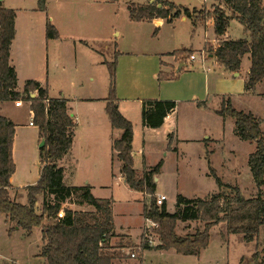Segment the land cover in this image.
Masks as SVG:
<instances>
[{"label":"rangeland","instance_id":"rangeland-1","mask_svg":"<svg viewBox=\"0 0 264 264\" xmlns=\"http://www.w3.org/2000/svg\"><path fill=\"white\" fill-rule=\"evenodd\" d=\"M89 1L45 0L46 10L42 11L38 9V0H4L3 5L7 9L18 13L19 34L10 48L11 65L24 74L35 77L41 75L45 81L51 79L48 88L50 96L62 98L64 94L69 100L71 111L79 119H85L90 111L95 114L104 112L101 107L105 101L102 98L108 97L110 86L107 63L115 62L117 105L121 102V110L126 107L134 129V167L137 171L142 169L141 149L150 166H156L160 159L163 160L157 174L156 193L167 196V212H176L174 200L178 195L187 199H207L218 193L209 167L222 183L237 187L246 199L259 194L264 197V185L255 187L248 166V155L254 152L255 145L235 136L236 127L232 119L222 118L216 112L223 101L229 100L236 110L252 114L264 132V82L257 85L252 93L244 95L243 81L247 77L250 59L247 56L242 59L240 75L237 77L218 66L213 59L207 58L202 67L203 33L200 29L193 31L190 22L174 19L172 23L157 27L152 21H131L128 7L145 6L149 0H92L91 5ZM163 1L190 9L209 8L211 5L210 0ZM261 3L264 7V0ZM206 7L196 10L193 17L200 21L204 12L212 11V7L211 10ZM47 23L55 27L60 40L59 37L46 39ZM208 31V35L213 36V32L210 29ZM227 35L237 41L247 38L241 24L234 20L229 24ZM81 41L88 42V45ZM216 46L206 43L205 54H211ZM190 54L197 59L190 60ZM173 58L177 59L175 69L178 64L185 65L174 75L171 74L172 68L168 70L166 68L169 67L160 64L161 60L170 65L174 62ZM55 63H58V67H55ZM21 75L18 89L22 88L26 80V75ZM88 98L102 101L95 100L89 105ZM155 98L172 99L176 104L174 118L177 131L174 143L168 147L166 140L156 134L144 136V128L141 127L139 101ZM24 99H18L22 106L17 108L13 100L0 102V116L13 123L18 143H21L19 138L22 135L38 136L36 126L32 128L27 125L31 104ZM40 141L39 137L34 145L37 147L34 156L31 150H26L22 161L16 163L18 169L13 176L14 187L8 192L10 199L18 203L27 202V190L26 187L19 190L15 187L21 182L31 186L36 184L35 178L40 168ZM171 146L176 149L172 150ZM105 176L100 175L99 179H105ZM96 194L93 196L98 199L106 197L113 200L112 214L117 230L129 227L132 235L137 233L142 223L141 203L148 202L149 197L143 194L142 197L124 186H112L103 191L97 188ZM37 198L38 213L44 204H51L54 199L47 193L37 195ZM80 201V193L75 192L62 204L61 210H69L72 206L79 207V210L87 207L86 204H76ZM44 223L48 224L49 221ZM203 226L204 223L199 220H178L174 229L179 237L192 238L197 231L204 230ZM13 227V223H5V217L0 215V264H46L45 258L40 256V229H33L31 234L21 229L9 232ZM146 233L144 229L139 246L126 238H112L109 252L117 255L113 264H140L141 258L142 264H258L253 256L256 254L258 260L264 257V225L257 236L246 241L242 234L229 232L227 224L218 223L210 229L208 247L199 256L193 257L178 254L174 250L159 249L160 238L155 231L147 233L152 238L151 249L144 251L142 256L140 244L142 238L145 241ZM131 253L136 255L135 258L130 257Z\"/></svg>","mask_w":264,"mask_h":264},{"label":"trees","instance_id":"trees-1","mask_svg":"<svg viewBox=\"0 0 264 264\" xmlns=\"http://www.w3.org/2000/svg\"><path fill=\"white\" fill-rule=\"evenodd\" d=\"M114 1V0H107ZM218 5L212 11H206L200 22L212 19L214 34L221 37L225 34L229 22L234 20L241 24L247 39L238 41L223 40L212 52L218 63L225 70L238 73L242 58L250 55V67L244 82L246 92H253L264 82V7L261 0H215ZM160 6V7H159ZM38 9L45 11V0H38ZM163 0H152L145 6L128 7L129 19L133 22H151L154 18L171 21L179 16L190 18L195 24L193 13ZM16 10L6 9L0 2V102L16 101L24 98L30 102L33 113V126L39 130L45 145L39 151L41 164L38 182L35 186H27V202H16L9 197L12 188L10 178L15 172L12 160V143L15 135L13 123L0 116V215L5 223L14 227L9 230H23L31 234L33 229H40L41 253L46 264H113L116 253H110V240L115 236L113 231L112 202L109 199L93 197L90 186L66 187L63 180V169L57 161L69 153L74 135V122L67 101L63 98H48L47 92L37 81H27L21 92H17V78L14 68L10 65L9 55L11 43L15 37L14 21ZM46 39H57L58 32L47 23ZM110 76L108 97L105 98V109L110 125L122 131L120 138L113 140V150L121 162V176L129 190L140 192L148 198L144 202L142 213L145 219L155 225V234L160 238L161 250H174L185 256H198L208 247L210 229L218 223L227 224L228 231L242 234L243 239L251 241L257 236L264 225V197L259 194L255 198L246 199L234 186L222 183L209 167V174L215 180L218 193L207 199L188 200L177 196V210L174 214L166 211V205L156 207L154 182L162 161L148 171L138 173L132 161L133 127L118 110V99L115 93V62L107 63ZM34 95V97H33ZM200 104V103H199ZM198 104V105H199ZM201 105V104H200ZM174 101L146 100L142 102L141 119L145 127L159 128L164 118L175 109ZM216 111L220 117H228L235 124V135L255 145L254 152L248 155V166L255 187L264 185V132L256 118L231 106L230 101H223ZM171 137L168 143L171 144ZM75 192L80 193L81 201L76 204L90 205L93 211L61 210V206ZM51 195L53 203L44 204L40 213L36 212L37 195ZM184 206L181 208V205ZM180 205V206H179ZM63 213L59 217V213ZM199 220L204 223V230L197 231L190 237H179L175 233L178 220ZM49 221L48 224L44 222ZM141 240L140 249H151L146 239ZM253 260L264 264V257Z\"/></svg>","mask_w":264,"mask_h":264},{"label":"crops","instance_id":"crops-1","mask_svg":"<svg viewBox=\"0 0 264 264\" xmlns=\"http://www.w3.org/2000/svg\"><path fill=\"white\" fill-rule=\"evenodd\" d=\"M91 1H89L88 4L91 5L92 4ZM139 1H142V2L144 1L145 2V1H148V0H139ZM210 1H211L210 7H213L214 5H218L217 1H215V0H210ZM3 2H4V0L1 1L2 5H3ZM148 2H150V0ZM3 7L7 9V7H5L4 5H3ZM203 7H206V6H203ZM203 7H201L200 9H202ZM210 7L209 8L206 7V9L207 10H211ZM182 8H184V7H182ZM187 9H189V10H193V9L200 10L198 8H193V9L187 8ZM17 16H18V13L16 14V18H15V21H14L15 37H14L12 43H11L12 44L11 47H10L11 49H12L13 44L15 43L16 37L19 34V30H18V27H17ZM175 19H178L181 22H186V21L190 22L192 27L194 28L193 31L196 30V29L202 30V33H203V45H202V48H201L202 51H203L202 53L205 52L204 47L206 46V43H210L212 45L217 44V46H218V43L223 41V40L237 41V40H232V39H230L228 37V35H227V29L228 28L226 29V32H225L224 35H222L221 37H217L214 34V21H212V19H209V20L204 21V22H200L199 20L195 19V24H193L191 22L190 18L184 17L182 15L177 17V18H175ZM173 20L174 19H172L171 21H167L165 19L156 18V19H153L152 22L157 27H160V26H162L165 23H168V24L172 23ZM152 22H149V23H152ZM230 22H229V24H230ZM209 29L213 32V36H209L208 35L209 34V31H208ZM58 37H59L58 40H60L61 39L60 35ZM240 39H247V38H240ZM81 42H83V41H81ZM83 43L88 45V42H86V41L83 42ZM97 53H99V52H97ZM206 56L209 59H213L218 66H220L221 68L224 69V67L221 66L218 63L217 58L215 56H213L212 53L208 54ZM245 56H247L248 59H250V55L246 54ZM10 58H11V55H9V61H10V65H11L12 61H11ZM207 58H205L204 61L200 60L201 63H202L201 64L202 67H203V65H204V63H205ZM196 59H197V57H196ZM173 60H174V62L170 63V65L169 64H165V63H163L160 60V64H163L165 67H169V68H166V69L170 70V68H172L171 69L172 70L171 71L172 75H174L173 74L174 72L181 71L182 68L185 66L184 64H178L177 68L175 69L176 64H177V59L173 58ZM241 63H242V60H241ZM240 66H241V64H240ZM55 67H58V63H55ZM13 68L15 70V74H16V78H17V86H16V90L15 91L21 92L23 87H24V85H25V83L27 81H33L34 80V81H37L41 85V87L46 90L49 99H51V98H54V99L59 98V97H52L49 94V89L48 88H50L51 79H48V80L45 81L41 77V75H39L37 77L30 76L28 73L24 74V72H21L16 66L13 67ZM239 70H240V67H239ZM206 71H208V68H207ZM225 71H227V70H225ZM227 72L231 73L232 75L235 74V73H232V72H229V71H227ZM20 75L21 76L26 75L25 76L26 80H25L22 88L18 89L19 88L18 87V83H19V80H20V78H19ZM166 75L168 76V74H166ZM239 75H240V71H238V76ZM247 75H248V71H247ZM27 76H29V77H27ZM90 80H93V79L90 78ZM244 82H245V80L243 81V89H244ZM250 93H252V92H246L245 91L244 95L245 94L248 95ZM61 97L67 101V104H66L67 111H69V114H70V116L73 119V122L75 124V126L73 128L74 129V135H73L72 143H71L72 147L69 150V153L67 155H65L62 159L57 161L58 165L63 169V180H64V183L67 186H69V187L70 186H76V187H80V186L82 187L83 186L84 187V186H88L89 185L90 186V192L94 196L97 195L96 194V189L97 188L99 190L103 191L105 188H109V187H112V186H115V187L124 186L125 189L129 190L128 186L125 184V180L121 176V162H119L117 160L116 153L114 152L113 145H112L113 140H116V139L120 138L122 131H121V129L118 130V129H114L113 127H111L108 115L106 113V110H104L105 109V102H103V106L101 107L102 111L104 110L103 113L95 114L94 112L90 111L85 119L84 118L83 119H79L75 115V113L71 111V108L69 106V100H67L65 98V95L63 94ZM158 98H160V97H158ZM166 99L167 98L156 99V100H163V101H171L172 100V99L171 100H166ZM86 100L88 101L89 105H92L90 102L95 101V100L102 101V100H105V98H102V100L101 99H96V98H94V99L88 98ZM142 100H147V99H142ZM148 100H154V99H148ZM126 101H130V100L127 99ZM139 102H140L139 109H141L143 101H139ZM201 103L204 104V102H201ZM120 107H121V102L118 103V110L121 112V114L127 120L131 119L129 114H128V110H126V107L123 108L124 110H121ZM175 109L164 118L163 123L160 125L159 128L151 129V128L145 127L143 125L142 119H141L140 123H141V127L144 128L143 129L144 136H146V135L147 136H151V135H155L156 134L159 137H161L162 139L164 138L166 140L167 147L169 145V143H168L169 137L172 138L171 139V143L172 142L174 143L175 132L177 131L176 118H174L175 117V114H174L175 113ZM141 112H142V109H141ZM30 119H31V115H30ZM29 121L30 120H28L27 125H28ZM28 127L34 128L35 126H29L28 125ZM14 130H15V127H14ZM234 132H235V129H234ZM37 133H38V136L35 135V136H31V137H26L25 135H22V137L19 138V141H21V143H18V137H17V140H16V136L17 135H16V130H15V135H14L13 143H12V147H13L12 148V160H13V164L15 165V172L13 173V175L10 178V182H11L12 188L14 187L13 184H12L13 183L12 182L13 181V176L15 175V173H16V171L18 169L16 163H18V161H22V159L25 156L26 150H29V151L31 150L33 152V156L35 154L34 150L37 147H35L34 145L39 140V137H40L39 130H38ZM234 135H235V133H234ZM133 139H134V129H133ZM207 139H209V137H207ZM132 142H133V140H132ZM143 143H145V141H143ZM205 146H207V144H205ZM132 148H133V146H132ZM172 148H173V146H171V149ZM173 149H176V148H173ZM39 151H40V149H39ZM141 152H142L143 166H142V169L138 171L140 173L148 171L151 168L155 167V166H150L148 164L142 149H141ZM131 157H132V153H131ZM160 161H162V164H163V160L160 159L159 162ZM40 169H41V164H40V168L37 170L38 173H37L36 178H35L36 183L38 182L37 180L39 178ZM135 170H137V169H135ZM103 174L106 175L105 179H99L100 175L104 176ZM154 178H155V184H156V181H158L157 175ZM35 185H33V186H35ZM27 186H31V185H29V184H27L25 182H23V183L21 182V183H19V185H17V187H15V189L19 190V189H23V188H25ZM157 194L164 195L163 193H156V190H155V194L154 195L157 196ZM139 195H141L143 197L142 193H140V192H139ZM181 196H183V195H181ZM183 197L186 198L185 196H183ZM106 199H109L112 202V207H113V200L111 198H106ZM191 199H197V198H191ZM191 199H188V200H191ZM167 200H168V198H167ZM139 203H141V200L139 201ZM141 204H142V208H143V204L144 203L142 202ZM174 204L177 205V200H174ZM166 206H168V203H167ZM182 206H184V204L181 205V208H182ZM78 208L79 207L75 208V207L72 206L69 210L70 211L71 210L72 211H83V212H88V211H93L94 210L93 207H91L90 205H87V207H84L82 210H79ZM168 208H169V206H168ZM140 213H141V217H142V219H141L142 223H140V226L137 229V233L134 234V235H132V233H131L132 231L130 230L129 227L123 228V229L120 228L119 230H117L115 228V226H114V216H113V231H114L115 236L112 237V238H120L121 240H123V238H126L127 240H131V242L135 243L136 246H139L142 232L144 231L145 227L150 225L149 221L144 218L143 213H142V209H141ZM179 221L180 222H192V221H196V220L195 219H192V220H180L179 219ZM144 251H146V250H143L142 256H143ZM147 251H150V250L147 249ZM142 259L143 258H141V262H142ZM141 262H140V264H142Z\"/></svg>","mask_w":264,"mask_h":264},{"label":"built area","instance_id":"built-area-1","mask_svg":"<svg viewBox=\"0 0 264 264\" xmlns=\"http://www.w3.org/2000/svg\"><path fill=\"white\" fill-rule=\"evenodd\" d=\"M201 56H202V58H201L202 61H204L205 58H207L205 52L202 53ZM189 59L193 61V60H196V57H195L193 54H190V55H189ZM14 106H15L16 108H17V107H21V106H22V102H21V100H16V101L14 102ZM28 113H30V115H31V119H30L28 125H29V126H33V121H32L33 113L30 112V111H28ZM166 203H167V196H166V195H162V194H157V196H156V198H155V205H156V207H157V206H158V207H161L163 204L166 205ZM58 215H59V217H62L61 213H59ZM146 220H147V219H146ZM148 221H149V220H148ZM149 223H150V225L147 226V227H145V230H146L147 233L152 234L153 229H155V225H153V224L151 223V221H149ZM147 233L145 234L146 243H148L147 245L150 246V245L152 244V238H151ZM135 256H136V255H135L134 253H131V254H130V257H131V258H135Z\"/></svg>","mask_w":264,"mask_h":264},{"label":"water","instance_id":"water-1","mask_svg":"<svg viewBox=\"0 0 264 264\" xmlns=\"http://www.w3.org/2000/svg\"><path fill=\"white\" fill-rule=\"evenodd\" d=\"M1 1H2V0H0V2H1ZM151 2H152V0H150L149 3H151ZM159 7H160V6H159ZM234 76L237 77V76H238V73H235ZM33 97H34V95H33ZM44 145H45V141H44V139L42 138L38 147H39L40 149H43V148H44Z\"/></svg>","mask_w":264,"mask_h":264}]
</instances>
